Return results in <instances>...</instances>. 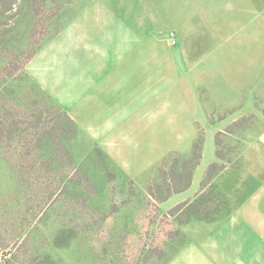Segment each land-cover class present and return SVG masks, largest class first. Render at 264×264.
I'll return each mask as SVG.
<instances>
[{"label":"rangeland","instance_id":"rangeland-1","mask_svg":"<svg viewBox=\"0 0 264 264\" xmlns=\"http://www.w3.org/2000/svg\"><path fill=\"white\" fill-rule=\"evenodd\" d=\"M45 6L35 17L31 0H0V120L17 123L16 138H0V264H166L186 243L187 214L172 216L175 237L163 228L156 238L158 220L188 182L195 141L216 175L264 143V0ZM32 41L43 44L24 68L2 71L8 59L24 62ZM117 54L128 61L121 79L107 61ZM75 73L121 89L79 114ZM117 100L125 119L104 124ZM214 185L206 197L223 212ZM169 189L181 191L157 199Z\"/></svg>","mask_w":264,"mask_h":264},{"label":"crops","instance_id":"crops-1","mask_svg":"<svg viewBox=\"0 0 264 264\" xmlns=\"http://www.w3.org/2000/svg\"><path fill=\"white\" fill-rule=\"evenodd\" d=\"M114 48L121 50L122 43L116 44ZM107 61L112 65L111 73L117 75L116 79L127 75L128 70H116L123 64L128 66V61L121 55L117 54ZM133 62L137 63L136 60ZM78 75L80 76L75 73L72 80V91L75 93L72 104L79 114L84 112L78 108L84 109L87 104H93V99L104 96L99 92L121 89L120 80L105 78L101 84H92L90 81L80 84ZM86 75L89 80L92 79L89 70L82 73V79ZM110 82L112 86L108 88ZM85 90L91 93L87 92L85 95ZM80 92L84 95H80ZM120 105V100H117L105 106L104 124L111 119L108 118L111 115H115L112 121L115 124L125 119H121L126 111L121 110ZM214 160L215 158L201 159L190 186L183 189L169 206L174 207L185 201L193 202L203 192L201 183L204 172ZM244 160L241 167L227 168L213 178L218 188L214 185L212 190L217 188L216 195L223 199L219 198L220 207H226L225 211L220 212L221 208L212 210L209 205L212 199L206 202L205 209L197 205L186 209L187 218L183 227L186 243L166 264H264V143L254 145L249 151V158Z\"/></svg>","mask_w":264,"mask_h":264},{"label":"trees","instance_id":"trees-1","mask_svg":"<svg viewBox=\"0 0 264 264\" xmlns=\"http://www.w3.org/2000/svg\"><path fill=\"white\" fill-rule=\"evenodd\" d=\"M45 3H46V0H31V5H32V13H33V16H39L43 13L46 12V6H45ZM50 18L53 17L51 14L49 15ZM36 22V21H35ZM32 25L31 27V30H30V37L31 36H34L35 35V32H37V28H36V24ZM40 38H38L39 40ZM42 44L43 43H39L37 46H35V42L32 41V42H29L28 43V46H31V45H34V47L32 48L31 52L29 53V55L26 57V59L24 60V62L22 63H15L13 64L14 62L12 61L13 59H8L7 61H4L3 64H2V71H8V68L10 66H13V69L11 70L10 73H14L13 71H21L23 68H24V64L25 63H28L34 56L35 54L38 52V50L42 47ZM26 47H27V44H26ZM25 51V50H23ZM9 71H8V75L10 74ZM56 107H59L61 108L58 104L56 105ZM62 109V108H61ZM64 113L66 114V117H68L69 121H71L73 123V126L75 128V125H74V120L67 114V111L63 110ZM15 123V125H14ZM13 127V128H12ZM16 135H17V123L15 122L14 118H3L0 120V138L2 140H8V139H13V138H16ZM62 143V141H61ZM63 146V144H62ZM52 148H54V146H51ZM57 147V146H56ZM55 147V149H56ZM64 147V146H63ZM194 158H189L187 161H186V164H192V167L191 169L189 170L187 176H188V182L186 183V185L181 189H185L187 187L190 186L191 182H192V178H193V171L195 170V168L200 164L201 162V157H202V139H197L195 141V144H194ZM218 164L217 162H212L206 172H205V177L204 179L202 180V183H201V189L203 190V192H201L199 194L198 197L195 198V200L193 202H190V201H185V202H181L177 205H175L174 207H172L169 212L167 213H164L160 216L159 220H158V230L159 232H157L155 234L156 238H158V234H162L163 231L162 229L165 228V229H168V232H171V234L169 235V233L167 232L168 235H164V237H175V236H178L180 231L179 229L175 226V223L174 221H172V216L178 214V213H184L186 212V209H190L192 206L194 205H197L199 208L201 209H205V206H206V202H209V200L207 199V195L208 193L206 194V187L209 183H212V180L213 178L215 177L217 171H218ZM183 175V174H181ZM168 185H169V182H168ZM212 185V184H211ZM180 189H175V190H172V189H169L167 195L164 197V196H161L159 197L158 194L156 195L157 199L158 200H165L167 199L168 197L171 196L172 193L174 192H179L181 191ZM205 190V191H204ZM157 212L159 213V206L157 207ZM157 212L155 213L157 215ZM169 227V228H168ZM160 238H163L160 236Z\"/></svg>","mask_w":264,"mask_h":264},{"label":"built area","instance_id":"built-area-1","mask_svg":"<svg viewBox=\"0 0 264 264\" xmlns=\"http://www.w3.org/2000/svg\"><path fill=\"white\" fill-rule=\"evenodd\" d=\"M171 38L173 39V42H175V40H176V35L172 34V35H171Z\"/></svg>","mask_w":264,"mask_h":264}]
</instances>
